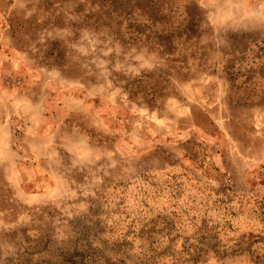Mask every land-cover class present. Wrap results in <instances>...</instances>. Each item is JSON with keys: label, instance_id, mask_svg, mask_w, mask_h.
Masks as SVG:
<instances>
[{"label": "rangeland", "instance_id": "1", "mask_svg": "<svg viewBox=\"0 0 264 264\" xmlns=\"http://www.w3.org/2000/svg\"><path fill=\"white\" fill-rule=\"evenodd\" d=\"M0 264H264V0H0Z\"/></svg>", "mask_w": 264, "mask_h": 264}, {"label": "trees", "instance_id": "2", "mask_svg": "<svg viewBox=\"0 0 264 264\" xmlns=\"http://www.w3.org/2000/svg\"><path fill=\"white\" fill-rule=\"evenodd\" d=\"M155 16L156 13H154ZM182 15V14H181ZM149 18L152 16L150 14L147 15ZM155 22H165V27L155 28L153 24H151V30L156 31L154 34L158 38V35L161 34H169L172 37L179 39V42H174V45H162L160 43H155L157 46L159 53H161L170 64L169 68H167V72L170 73H192L195 69L200 68H213L218 69L215 61H211L212 59L209 57L208 53L203 50V46L199 43V32L195 29V26L190 25L189 23H184V25L180 28L178 34H173L168 27V21L165 20L164 16L155 17ZM155 24V23H154ZM159 23H157L158 25ZM162 36H160L161 38ZM243 65L237 66L232 65L230 67H221V69L227 73L230 79L233 82V85L236 87L238 82V73L241 72ZM243 76V74H242ZM141 78V77H140ZM131 88L130 92L132 94H136L139 91L140 85H136V83H129ZM236 92V89H235Z\"/></svg>", "mask_w": 264, "mask_h": 264}]
</instances>
